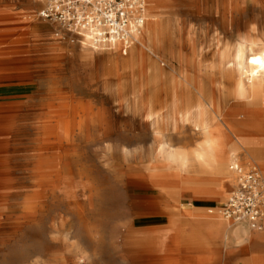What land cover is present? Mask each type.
<instances>
[{"label":"bare ground","instance_id":"1","mask_svg":"<svg viewBox=\"0 0 264 264\" xmlns=\"http://www.w3.org/2000/svg\"><path fill=\"white\" fill-rule=\"evenodd\" d=\"M29 3L31 10L39 4L38 0H30ZM165 5V0H150L147 3L149 14L142 32L136 43L128 48L120 42L94 44L87 34L74 35L52 24L62 35L73 37L83 49L81 58L85 65L105 63L118 69L128 65V61L117 55L118 52L126 55L134 45V52L142 57L147 52L158 55L160 37L166 29L161 11ZM170 35L168 52L181 66L184 64L185 69L178 73V79L171 81L165 99H162V91L150 89L151 85L160 81L157 73L152 79L143 76L138 91L134 88L133 78L131 85L128 78L120 74H114L100 83L104 90L110 89L111 99L124 101L131 119L139 113L146 131L151 130L155 141L161 140L157 154L167 171L154 169L151 183L166 195L178 197L176 202L183 195L194 198V203L190 205L192 208L180 210L181 219L176 223L171 220L169 233L172 243L183 253L194 254L198 264H216L219 249L215 242L229 240L226 230L229 223L223 217L204 220L200 212L218 193L223 194L227 188L234 187L235 175L227 176L225 167L228 165L230 169L237 163V154H242L243 159L251 153L259 158L264 156V42L223 28L209 45L213 47L212 65L208 71L198 69L195 77L189 72V62L175 52L173 31ZM105 50L114 52L103 59L96 57L95 53ZM253 60L258 63H253ZM26 66L30 65L0 61V94L4 95L0 97V249L5 247V243L15 240L27 225L42 217L50 205L61 203L65 215H76L77 227L74 229L72 221L67 219L58 227L66 231V236L81 238L75 249L85 255L89 252L88 244L96 238L91 235L83 215L81 199L87 192L91 195V188L86 181L85 168L80 165L78 149L81 143L86 144L93 137L101 140L109 135L102 111L96 105L103 98L93 92L87 99L71 93L61 97L63 105L48 106L44 102L50 100L46 95L51 92L50 88H39L31 76L34 69H26ZM98 79H91L85 87L98 85ZM114 82L115 87L111 89L110 84ZM130 88L132 92L129 95ZM230 97L234 103L226 107ZM35 106L38 109H32ZM25 111H31L33 118L24 120ZM185 126L192 128L193 136L201 138L200 143L194 146L191 159L164 139L165 133L171 131L181 142L185 137L179 130ZM24 127L34 132L30 143L31 155L26 161L30 186L28 190L12 193L7 185L15 170L11 147L15 134ZM136 138L132 135L124 141L133 142ZM147 138L148 135L144 134L140 141L146 143ZM118 169L114 166L113 173H118ZM121 169L131 172L134 167L128 162L126 168ZM175 209L179 211V208ZM209 213L212 211L209 210ZM248 230L239 225L231 231L230 238L250 242ZM263 236L264 233L259 235ZM37 256L36 253H22L17 259L22 263L32 260L29 264H79V259L67 255L59 261L50 262H42ZM93 257L87 254L88 264H106ZM252 261L253 264L262 262L253 253ZM168 263L174 264L175 261L169 259Z\"/></svg>","mask_w":264,"mask_h":264},{"label":"rangeland","instance_id":"2","mask_svg":"<svg viewBox=\"0 0 264 264\" xmlns=\"http://www.w3.org/2000/svg\"><path fill=\"white\" fill-rule=\"evenodd\" d=\"M29 2L0 0V61L29 64L26 69H34L31 76L39 88H50L51 92L46 94L50 100L44 102L48 106L63 105L61 97L71 93L87 99L93 92L103 98L96 105L102 111L103 123L109 135L101 140L93 137L88 143H81L78 149L80 165L85 168L86 181L91 188V195L87 192L85 198L81 199L83 215L91 235L96 238L88 244L87 254L106 264H169V259H173L174 264H198L194 254L187 255L175 247L169 233L171 220L176 223L181 219L180 210L192 208L190 205L194 203V198L183 195L176 202L178 197L166 195L151 183L150 176L154 169L167 171L157 154L161 140L155 141L151 130L146 131L139 113L131 119L124 101L111 99L110 89L104 90L100 81L114 74L124 75L131 85L133 78L134 88L138 91L143 76L152 79L157 73L160 81L157 85H151L150 89H159L162 99H165L171 81L178 79V73L185 69L184 64L181 66L168 52L170 31H173L175 52L189 62L190 74L197 77L198 69L208 71L212 65L213 47L209 45L214 37L222 33L223 28L264 42V0H165L166 5L161 11L166 29L160 37L158 55L147 52L142 57L134 52V45L126 55L118 52L119 57L128 61L127 66L118 69L105 63L85 65L81 58L83 49L74 38L62 35L54 24L39 19L41 5L37 4L31 10ZM113 52L105 50L95 55L103 59ZM96 77H99L98 85L85 87ZM115 84H110L111 89ZM131 92L130 88L129 95ZM3 96L0 94V97ZM232 103L234 100L230 97L226 107ZM32 109L38 108L35 106ZM23 117L24 120L32 119V112L25 111ZM191 129L185 126L179 130L185 137L181 142L171 131L166 132L164 138L176 150L187 153L190 159L194 146L201 140L192 135ZM144 134L148 135L146 143L140 141ZM132 135L137 136L135 141H124ZM33 139L34 132L27 127L15 134L11 147L15 170L7 184L12 193L28 190L30 186L26 161L31 155L30 143ZM243 158L242 154H237L236 165H254L264 171V156L259 158L251 153L246 159ZM128 162L134 167L131 172L121 169L126 168ZM113 164L119 167L118 173H113ZM225 172L227 176L234 177L228 165ZM231 188H227L223 194L218 193L201 208L204 220L222 218L218 212L219 206ZM175 208H179V211ZM65 219L71 220L76 229L75 214L65 215L61 203L50 205L48 211L35 223L27 225L15 240L5 243V247L0 249V264L32 263V260L28 263L18 260L22 253H36L37 259L41 258L42 262L59 261L63 255H67L79 259V264H88L87 254L75 249L81 238L66 236V231L59 229V224ZM227 222L229 240L215 242L219 249L216 264H253L252 253L262 261L260 264H264V236L259 237L264 230L252 231L248 228L251 241H236L230 238V234L239 225Z\"/></svg>","mask_w":264,"mask_h":264},{"label":"built area","instance_id":"3","mask_svg":"<svg viewBox=\"0 0 264 264\" xmlns=\"http://www.w3.org/2000/svg\"><path fill=\"white\" fill-rule=\"evenodd\" d=\"M148 0H38V18L69 33L91 36L94 44L136 43L146 21ZM125 48V49H127ZM125 52V51H123ZM235 185L219 206L233 225L264 230V171L257 166L233 165Z\"/></svg>","mask_w":264,"mask_h":264},{"label":"snow or ice","instance_id":"4","mask_svg":"<svg viewBox=\"0 0 264 264\" xmlns=\"http://www.w3.org/2000/svg\"><path fill=\"white\" fill-rule=\"evenodd\" d=\"M252 62H253V63H258V61H256V60H253Z\"/></svg>","mask_w":264,"mask_h":264}]
</instances>
